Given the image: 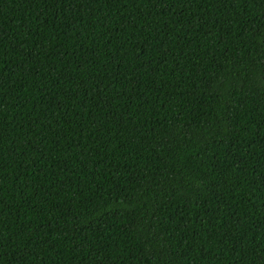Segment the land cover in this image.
<instances>
[{
    "label": "trees",
    "instance_id": "trees-1",
    "mask_svg": "<svg viewBox=\"0 0 264 264\" xmlns=\"http://www.w3.org/2000/svg\"><path fill=\"white\" fill-rule=\"evenodd\" d=\"M0 264H264V0H0Z\"/></svg>",
    "mask_w": 264,
    "mask_h": 264
}]
</instances>
